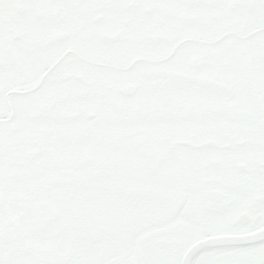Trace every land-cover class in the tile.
I'll list each match as a JSON object with an SVG mask.
<instances>
[{"label": "flooded vegetation", "instance_id": "flooded-vegetation-1", "mask_svg": "<svg viewBox=\"0 0 264 264\" xmlns=\"http://www.w3.org/2000/svg\"><path fill=\"white\" fill-rule=\"evenodd\" d=\"M254 3L0 0V132L12 143L35 130L49 143L73 145L97 139L91 133L98 126L125 128L135 141L156 130L176 132L161 163L197 169L199 211L231 229L191 244L182 259L224 264L247 255L248 242L264 248V158L255 155L250 118L219 114L234 121V140L179 134L203 119L185 107L189 91L242 97L252 84L253 45L264 49V9ZM221 49L230 54L218 57ZM213 63L238 73L240 84L229 89L212 79ZM191 206L182 201L172 210L177 227L197 224ZM161 231L157 252L174 254L171 233Z\"/></svg>", "mask_w": 264, "mask_h": 264}, {"label": "snow or ice", "instance_id": "snow-or-ice-1", "mask_svg": "<svg viewBox=\"0 0 264 264\" xmlns=\"http://www.w3.org/2000/svg\"><path fill=\"white\" fill-rule=\"evenodd\" d=\"M253 7L264 9L259 0ZM253 51L255 76L242 97L196 88L185 94V107L203 119L189 122L180 135L234 140V121L219 114L244 113L255 155L264 158V49L253 45ZM229 54L221 49L218 57ZM210 75L229 89L240 84L239 74L221 63L211 65ZM177 134L156 130L135 141L125 128L98 126L91 133L97 139L73 145L49 143L35 130L12 143L0 132V264H209L185 261L183 253L203 237L231 229L199 211L204 200L197 169L161 163ZM189 200L188 212L198 222L177 227L172 210ZM161 230L171 233L174 254L157 252ZM246 248L247 255L224 264H264V248L257 242Z\"/></svg>", "mask_w": 264, "mask_h": 264}]
</instances>
